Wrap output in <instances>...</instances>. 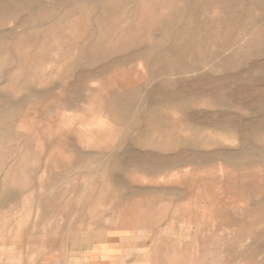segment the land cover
Listing matches in <instances>:
<instances>
[{
  "label": "rangeland",
  "instance_id": "rangeland-1",
  "mask_svg": "<svg viewBox=\"0 0 264 264\" xmlns=\"http://www.w3.org/2000/svg\"><path fill=\"white\" fill-rule=\"evenodd\" d=\"M0 264H264V0H0Z\"/></svg>",
  "mask_w": 264,
  "mask_h": 264
}]
</instances>
